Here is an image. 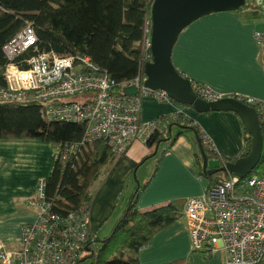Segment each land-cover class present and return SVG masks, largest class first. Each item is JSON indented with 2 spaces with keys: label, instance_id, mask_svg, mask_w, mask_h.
<instances>
[{
  "label": "crops",
  "instance_id": "1",
  "mask_svg": "<svg viewBox=\"0 0 264 264\" xmlns=\"http://www.w3.org/2000/svg\"><path fill=\"white\" fill-rule=\"evenodd\" d=\"M249 12V11H248ZM253 12H222L205 16L185 28L173 48V68L193 84L207 86L224 97H250L264 101V53L254 42ZM262 27V26H261ZM258 30V29H257ZM176 113L191 119L213 150L226 159L245 151L243 127L232 112L197 113L175 102L142 99L140 121L148 123ZM162 144L153 157L145 145L133 142L114 167L106 165L91 187L89 228L95 237L121 216L133 192L140 189L137 209L147 211L169 202H184L203 195L209 183L200 176L193 133L179 136L167 149ZM59 149L30 138L0 139V241L8 250L19 249L21 229L35 220L29 200L39 180L49 176ZM142 161V162H141ZM211 169L212 163H208ZM182 205V203H181ZM181 218L158 231L138 253V264H223L224 252L209 257L192 250L186 222ZM257 264H264V253Z\"/></svg>",
  "mask_w": 264,
  "mask_h": 264
},
{
  "label": "built area",
  "instance_id": "2",
  "mask_svg": "<svg viewBox=\"0 0 264 264\" xmlns=\"http://www.w3.org/2000/svg\"><path fill=\"white\" fill-rule=\"evenodd\" d=\"M261 29L254 42L264 53V0H246ZM37 43L31 26L22 29L3 47L7 60L1 71L0 102L40 103L49 122L85 124L81 144L104 141L116 155H124L133 142L146 143L162 120L140 121L142 99L160 102L171 99L162 91L144 88V77L137 76L133 96L118 91L117 84L90 62L89 58L58 56L53 52L22 58ZM150 38L146 24L142 51L151 61ZM203 100L224 96L207 86L192 84ZM80 98L81 101H77ZM252 107L264 126V101L250 97H231ZM206 144L212 147L205 137ZM78 145L65 146L55 160L64 164ZM44 179L39 180L29 200L35 220L21 229L20 248L8 250L0 241V264H80L95 237L89 228L87 213L70 212L61 217L51 211L44 197ZM182 217L186 222L192 250L205 257L224 252L223 264H257L264 253V166L260 175L243 179L232 176L209 187L198 197L184 201Z\"/></svg>",
  "mask_w": 264,
  "mask_h": 264
},
{
  "label": "trees",
  "instance_id": "3",
  "mask_svg": "<svg viewBox=\"0 0 264 264\" xmlns=\"http://www.w3.org/2000/svg\"><path fill=\"white\" fill-rule=\"evenodd\" d=\"M152 1L0 0V85L5 84L1 71L7 64L3 47L27 26L35 31L37 43L22 58L48 52L77 59L87 57L98 71L115 81L118 91L132 84L137 76L144 77V66L149 62L142 51V42L146 24L150 34ZM242 9L252 8L244 4L238 11ZM156 119L165 124L156 128L144 144L149 153L142 161L153 157L160 145L167 143V149L179 136L191 132L197 141L198 174L207 178L209 187L233 175L219 171L206 176L202 170L203 157L219 169L250 151L251 136L243 124L245 151L231 160L209 147L205 134L184 115L176 113ZM260 130L262 155L250 175H260L264 166L263 125ZM85 131V124L49 122L40 103H0V139H37L53 144L60 151L65 146L78 145L64 164L56 159L44 179L45 200L51 205V211L61 217L70 212L88 213L93 183L106 165L114 167L123 156L116 155L104 141L81 144ZM148 181L133 192L109 235L101 240L93 238L81 263L89 260V264H138V253L148 247L151 238L181 218L179 207L184 202L180 200L147 211L136 208L140 192ZM166 264H182V260Z\"/></svg>",
  "mask_w": 264,
  "mask_h": 264
},
{
  "label": "water",
  "instance_id": "4",
  "mask_svg": "<svg viewBox=\"0 0 264 264\" xmlns=\"http://www.w3.org/2000/svg\"><path fill=\"white\" fill-rule=\"evenodd\" d=\"M246 0H153L150 8V56L151 61L144 66L143 86L152 91L164 92L178 105L192 108L197 113H235L251 136L249 153L221 168H209L205 157L202 170L206 176L217 172H227L240 179L250 175L258 166L263 147V139L257 112L231 97L215 101L200 98L192 89V83L179 74L171 63L173 48L182 31L195 21L215 13L236 12ZM137 89L130 86L123 94L133 96Z\"/></svg>",
  "mask_w": 264,
  "mask_h": 264
},
{
  "label": "rangeland",
  "instance_id": "5",
  "mask_svg": "<svg viewBox=\"0 0 264 264\" xmlns=\"http://www.w3.org/2000/svg\"><path fill=\"white\" fill-rule=\"evenodd\" d=\"M251 12L252 11V9H249V10H244V9H242L241 10V12H243L245 15L246 14H248L249 12ZM253 12V14H254V11H252ZM257 29H261V26H255V30H257ZM4 69V68H3ZM3 71V70H2ZM144 78H145V76H144ZM145 80V79H144ZM144 82V81H143ZM136 93H137V91H136ZM76 100L77 101H81V99L80 98H76ZM170 102H173L172 100L170 101ZM0 103H4V102H0ZM116 222H114V224H115ZM114 224L112 225V226H110V224H108L107 226H105L102 230H101V232H100V234H98L97 235V238L99 239V240H101V239H104L105 237H107L108 235H109V233L111 232V230H112V228H113V226H114ZM20 248V247H19ZM16 250H18V249H13L12 251H16ZM90 262H89V260L88 261H86V262H83V263H80V264H89Z\"/></svg>",
  "mask_w": 264,
  "mask_h": 264
},
{
  "label": "bare ground",
  "instance_id": "6",
  "mask_svg": "<svg viewBox=\"0 0 264 264\" xmlns=\"http://www.w3.org/2000/svg\"><path fill=\"white\" fill-rule=\"evenodd\" d=\"M124 88H127V87H123V88L121 89V92H122V93H123V89H124ZM126 96H127V95H126Z\"/></svg>",
  "mask_w": 264,
  "mask_h": 264
}]
</instances>
